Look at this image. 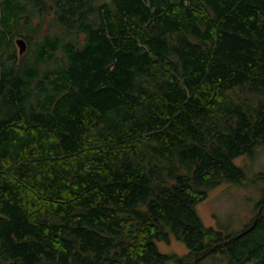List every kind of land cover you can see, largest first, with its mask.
I'll return each mask as SVG.
<instances>
[{"label": "trees", "instance_id": "obj_1", "mask_svg": "<svg viewBox=\"0 0 264 264\" xmlns=\"http://www.w3.org/2000/svg\"><path fill=\"white\" fill-rule=\"evenodd\" d=\"M257 146L264 0L0 1V264H264V192L241 231L196 210Z\"/></svg>", "mask_w": 264, "mask_h": 264}, {"label": "rangeland", "instance_id": "obj_2", "mask_svg": "<svg viewBox=\"0 0 264 264\" xmlns=\"http://www.w3.org/2000/svg\"><path fill=\"white\" fill-rule=\"evenodd\" d=\"M244 169L246 180L243 184L221 183L209 191L208 197L197 204L196 210L202 221L223 233L241 231L256 214L257 202L264 192V146H257L253 154H244L234 159ZM162 252L175 251L184 254L188 248L174 236L168 242H157ZM226 253L218 252L205 256L198 264H229Z\"/></svg>", "mask_w": 264, "mask_h": 264}, {"label": "flooded vegetation", "instance_id": "obj_3", "mask_svg": "<svg viewBox=\"0 0 264 264\" xmlns=\"http://www.w3.org/2000/svg\"><path fill=\"white\" fill-rule=\"evenodd\" d=\"M0 1H2V0H0ZM20 1V3H26V4H30L31 3V1L32 0H19ZM31 14H29V16H30ZM31 18H32V16H30ZM31 18H29V19H23L22 18V16L20 17V19H19V21L21 22L20 24H23L24 22H28V21H30L31 20ZM17 38H23L24 39V46H25V49L23 50V52L22 53H20V51H19V46L17 45V43H16V39ZM28 49V42H27V40L25 39V37L24 36H17L16 38H15V50H16V54L17 55H22V54H24L25 52H26V50ZM260 211H261V208H260Z\"/></svg>", "mask_w": 264, "mask_h": 264}, {"label": "water", "instance_id": "obj_4", "mask_svg": "<svg viewBox=\"0 0 264 264\" xmlns=\"http://www.w3.org/2000/svg\"><path fill=\"white\" fill-rule=\"evenodd\" d=\"M24 42H25V41H24L23 38H17V39H16V43H17V45L19 46V51H20V53H22L23 50L25 49ZM250 227H251V226H249L246 230H244V231L241 232V233H244L245 231H247L248 229H250Z\"/></svg>", "mask_w": 264, "mask_h": 264}]
</instances>
